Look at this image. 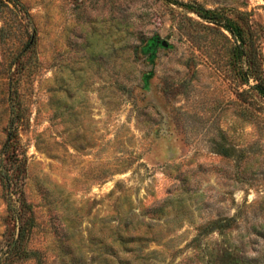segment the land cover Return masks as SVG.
Returning a JSON list of instances; mask_svg holds the SVG:
<instances>
[{"label":"rangeland","instance_id":"374dc122","mask_svg":"<svg viewBox=\"0 0 264 264\" xmlns=\"http://www.w3.org/2000/svg\"><path fill=\"white\" fill-rule=\"evenodd\" d=\"M260 88L264 0H4L0 264H264Z\"/></svg>","mask_w":264,"mask_h":264},{"label":"trees","instance_id":"16d2710c","mask_svg":"<svg viewBox=\"0 0 264 264\" xmlns=\"http://www.w3.org/2000/svg\"><path fill=\"white\" fill-rule=\"evenodd\" d=\"M4 0H0V5H3ZM210 12H203L201 15H203L206 19H213L212 22L218 23L217 20H214V18H209L206 15H208ZM236 37L238 35H241V42L242 40V34L241 32L236 31L233 26L230 24L226 26ZM157 46V43L153 47V50H155ZM260 91L262 95L264 96V88H260ZM21 122V112L18 108L12 110V115L9 121V127H8V139L4 146V153L6 156L7 164L5 165V173L3 174L0 171V177L1 182L4 186V188L7 191L8 196L13 194L14 188L19 186V183L22 179L23 173H24V159L21 157L20 149H21V143L19 138V123ZM20 205H23L21 202ZM24 208V207H23ZM11 209V208H10ZM25 218V211L22 210L18 212V219L20 220L21 224L24 221Z\"/></svg>","mask_w":264,"mask_h":264},{"label":"water","instance_id":"95a60500","mask_svg":"<svg viewBox=\"0 0 264 264\" xmlns=\"http://www.w3.org/2000/svg\"><path fill=\"white\" fill-rule=\"evenodd\" d=\"M158 45H159V42H157V46H158ZM163 46L166 47V46H167V43H164Z\"/></svg>","mask_w":264,"mask_h":264}]
</instances>
